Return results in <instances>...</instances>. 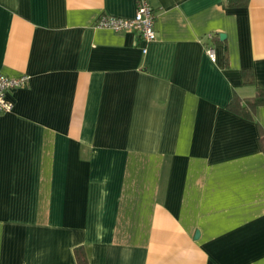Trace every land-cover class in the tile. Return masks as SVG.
<instances>
[{
  "label": "crops",
  "instance_id": "obj_1",
  "mask_svg": "<svg viewBox=\"0 0 264 264\" xmlns=\"http://www.w3.org/2000/svg\"><path fill=\"white\" fill-rule=\"evenodd\" d=\"M150 4L145 42L96 26L135 0H0V72L30 76L0 114V264H264V105L227 109L264 88V0Z\"/></svg>",
  "mask_w": 264,
  "mask_h": 264
},
{
  "label": "built area",
  "instance_id": "obj_2",
  "mask_svg": "<svg viewBox=\"0 0 264 264\" xmlns=\"http://www.w3.org/2000/svg\"><path fill=\"white\" fill-rule=\"evenodd\" d=\"M136 10L132 18H119L109 15H102L96 23L97 27L110 29L113 31H136L145 42L155 39L154 21L155 11L150 4V0H135ZM209 37H211L209 35ZM146 49H143L145 52ZM207 56L211 61L216 60L214 47L206 46ZM30 80L27 74L11 77L0 72V114L10 113L13 110V103L8 99V93L16 88L25 87Z\"/></svg>",
  "mask_w": 264,
  "mask_h": 264
},
{
  "label": "trees",
  "instance_id": "obj_3",
  "mask_svg": "<svg viewBox=\"0 0 264 264\" xmlns=\"http://www.w3.org/2000/svg\"><path fill=\"white\" fill-rule=\"evenodd\" d=\"M247 0H227V5L232 6H243L246 5ZM243 81L245 84H251L253 82V75L251 71L244 70L242 72ZM264 105V88L256 89L255 94L249 98H240L236 93L233 94L230 102L227 105V109L247 120L255 119V112L259 106ZM259 131V145L261 150L264 151V129L260 126ZM75 255L79 264H86L84 252L80 249L75 251Z\"/></svg>",
  "mask_w": 264,
  "mask_h": 264
},
{
  "label": "water",
  "instance_id": "obj_4",
  "mask_svg": "<svg viewBox=\"0 0 264 264\" xmlns=\"http://www.w3.org/2000/svg\"><path fill=\"white\" fill-rule=\"evenodd\" d=\"M220 38L223 39V38H224V34H221V35H220Z\"/></svg>",
  "mask_w": 264,
  "mask_h": 264
}]
</instances>
